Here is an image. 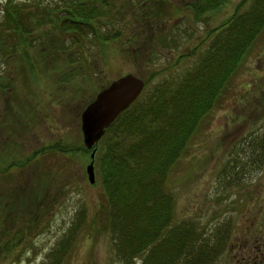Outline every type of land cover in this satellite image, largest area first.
<instances>
[{"label":"rangeland","instance_id":"obj_1","mask_svg":"<svg viewBox=\"0 0 264 264\" xmlns=\"http://www.w3.org/2000/svg\"><path fill=\"white\" fill-rule=\"evenodd\" d=\"M66 1L11 3L36 12L62 7ZM198 1L202 2L114 0L95 27L99 34L115 38L100 44L92 36L86 40L87 35L81 46L73 44L61 52L51 49L47 54L55 58L48 62L41 60V48L32 47V39L47 32L51 39L60 36L69 44L70 36L47 24L42 27L44 32L35 29L27 36L34 66L27 65L26 74L23 70L18 73L12 61L0 59V79L6 83L0 89V122L5 123L0 124V168L56 142L83 144L81 112L99 90L127 73L148 80L140 95L159 82L181 77L198 61L215 29L246 6L242 0H225L218 8L196 15L193 8ZM5 3L10 0H0V20ZM147 12L159 14L146 18ZM226 84L166 183L174 198L176 221H188L209 236L223 239V251L212 264H264V25ZM83 151L37 155L32 166L28 165L36 169L38 179L50 185L46 195L51 197L32 206L31 214L39 212L36 227L27 215H20V196L4 207L0 237L14 245L9 253H0V264H42L80 208L86 211V221L63 264H121L114 258L107 232L88 230V221L95 219L104 195L95 162V183L88 181L90 152ZM28 167L17 169L16 184L24 187L35 179ZM8 182L0 172V192L10 188Z\"/></svg>","mask_w":264,"mask_h":264},{"label":"trees","instance_id":"obj_2","mask_svg":"<svg viewBox=\"0 0 264 264\" xmlns=\"http://www.w3.org/2000/svg\"><path fill=\"white\" fill-rule=\"evenodd\" d=\"M113 1L67 0L62 7H44L34 12L13 5L10 0L1 6L0 59L5 63L12 61L18 73L23 70L26 74L27 65L34 66L31 60L34 56L29 55L26 46L29 44L27 36L35 29H42L44 24L50 29L60 28V33L68 34L70 41L66 44L67 40L60 39V36L51 39L47 32V36L45 33L33 38L30 43L32 47L38 45L41 48L39 55L43 62L54 60L55 57H49L51 49L61 52L73 44L81 46L87 35L86 40L93 37L100 44L106 43L116 36L99 34L95 23L107 15L105 8ZM242 1L246 4L244 9L215 29L214 37L194 65L181 77L159 82L151 91L141 94L106 128L97 144L94 162L104 198L99 212L94 213L95 219L89 220L87 226L90 233L107 232L114 258L121 264H212L223 251L222 238L209 236L188 221H176L174 198L166 182L173 165L185 152L190 138L204 119L202 117L227 87L226 83L264 25V0ZM224 2L198 1L193 12L197 15L218 8ZM155 4L161 8L157 2ZM147 7L152 8L150 3ZM158 14L147 12L146 18ZM52 44L55 45L53 48ZM153 75L154 72L150 77ZM5 87L6 83L0 79V89ZM0 124L4 126L5 123L1 121ZM262 142L264 144V140ZM78 149L90 152L82 143L75 146L72 142H56L23 160L6 162L0 172L11 184L10 188L0 192V221L4 217V207L20 196V215H27L32 226L36 227L39 212L31 214L32 206L50 199L51 196L46 195L50 185L38 179L36 169L28 165L32 166L37 155L72 154ZM16 166L28 167L27 171L35 177L32 183L24 187L16 184L14 180L19 172ZM6 169L8 173H5ZM26 194L30 196L26 198ZM26 205L31 208L27 209ZM85 221L86 211L80 208L67 232L42 264L66 263L73 239ZM2 237L0 253L5 255L12 250L14 243Z\"/></svg>","mask_w":264,"mask_h":264},{"label":"water","instance_id":"obj_3","mask_svg":"<svg viewBox=\"0 0 264 264\" xmlns=\"http://www.w3.org/2000/svg\"><path fill=\"white\" fill-rule=\"evenodd\" d=\"M144 85L142 78L127 73L99 90L82 110L80 131L83 145L90 149V162L86 165L90 184H94L96 180L94 158L97 144L106 128L140 95Z\"/></svg>","mask_w":264,"mask_h":264}]
</instances>
